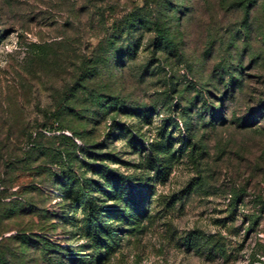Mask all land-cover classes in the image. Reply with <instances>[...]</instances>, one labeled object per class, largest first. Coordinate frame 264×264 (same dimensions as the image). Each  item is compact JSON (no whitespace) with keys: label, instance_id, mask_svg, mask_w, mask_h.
Masks as SVG:
<instances>
[{"label":"rangeland","instance_id":"rangeland-1","mask_svg":"<svg viewBox=\"0 0 264 264\" xmlns=\"http://www.w3.org/2000/svg\"><path fill=\"white\" fill-rule=\"evenodd\" d=\"M0 34V264H264V0H0Z\"/></svg>","mask_w":264,"mask_h":264},{"label":"trees","instance_id":"trees-1","mask_svg":"<svg viewBox=\"0 0 264 264\" xmlns=\"http://www.w3.org/2000/svg\"><path fill=\"white\" fill-rule=\"evenodd\" d=\"M245 0H242V2H244ZM246 7H248V4H247V1H246ZM151 25H152V27H153V30H154V34H155V39H156V34H157V36H159L162 40H164L168 45H170V44H172V39L165 33V30H164V27L162 26V24H161V22H160V20L156 17V15H153L152 16V22H151ZM132 26H136V23L135 22H133L132 23ZM126 27L128 28V25H126ZM3 36H2V34H0V38H2ZM35 46L37 47V45H31V48H32V51H33V49L35 48ZM38 48V47H37ZM34 53H36L35 51H33ZM243 76H240V77H238V76H234V75H231V76H229V78L227 79V81L225 82V94H227L228 96H232V97H234V92L239 88V89H242V87H243ZM233 92V93H228V92ZM260 108H258V109H256L255 110V112H250L249 114H247L246 116H243V117H241V119H239L238 121H240V122H242L243 121V123L244 122H250L251 120H254V118H260V119H263L264 118V104H261L260 106H259ZM209 110H212L210 107H209ZM210 113V116H211V124L212 125H214V123L212 122V121H214L215 119H213V118H215L214 117V115H215V113L213 112L212 113V111H209ZM62 113V112H61ZM61 115V114H60ZM60 117L58 116L56 119H59ZM245 120V121H244ZM59 123H61V122H59ZM60 125V124H59ZM40 128V127H39ZM46 130V133H50V131L51 130H48V128H47V126L46 125H43L42 126V129L40 130V131H34V132H38V134H43V133H41V132H43V131H45ZM35 133H30V135H29V138H28V143H33L34 142V139H35ZM135 140H139V138L138 137H136V138H134ZM149 147V146H148ZM127 188H129L128 186H127ZM80 193H81V195L83 196L82 197V201L81 202H79L80 204H85V205H87L88 206V208H87V210H88V213L91 215H93V214H95V220H98L99 218H98V216H97V214H96V212H94L95 210L93 209V202H92V200L90 199V197H89V193L87 192V190H85V188H84V186L82 185V186H80ZM129 190H130V188H129ZM132 192V191H131ZM131 192H129L130 193V195H131ZM255 199H256V202H258V203H261V204H263L262 205V207H261V209H259V211H257V213H250V214H248V216H249V225H248V229H250V228H252L254 225H256L257 224V222H258V219L260 218V216H261V213L263 212V210H264V199H262V197L261 196H255ZM131 201L133 202V203H135L136 202V198L135 197H133L132 199H131ZM89 214H87V215H89ZM247 216V215H246ZM86 222H88L89 223V221H86ZM94 226H96V228H100L101 230H104L105 229V231L107 232V233H112V231L107 227H105V224L104 223H102V222H100L99 223V225H94ZM94 231V230H93ZM93 234H95V233H93ZM42 244H44V245H42V247L43 248H45V243L43 242ZM47 246V245H46ZM63 250H64V252H66V254L67 253H74V254H79V251H73V250H69V249H66V248H63V247H61ZM56 252V251H55ZM1 255L2 256H4V253L2 254V253H0V260H1ZM6 255V254H5ZM74 256V255H73ZM83 256L84 255H80V257H72L71 259L73 260V261H75V262H77V264H84L85 263V258H83ZM69 257H71V256H69V255H65V258L66 259H68ZM66 264H68L67 262H66Z\"/></svg>","mask_w":264,"mask_h":264}]
</instances>
